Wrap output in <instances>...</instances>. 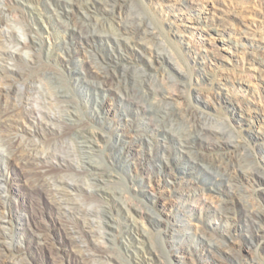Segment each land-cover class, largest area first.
Masks as SVG:
<instances>
[{
    "label": "rangeland",
    "instance_id": "obj_1",
    "mask_svg": "<svg viewBox=\"0 0 264 264\" xmlns=\"http://www.w3.org/2000/svg\"><path fill=\"white\" fill-rule=\"evenodd\" d=\"M56 1L29 0L7 11L16 17L13 28L28 40L19 47L23 60L4 65L13 86L35 81L53 102L69 101L72 121L97 134L91 157L108 177L103 190L92 191L91 204L103 206L113 219L104 244L111 257L105 264H264V231L259 241H252L250 229L237 218L245 205L264 215V0H116L115 14L95 0L71 17L54 14ZM121 13L152 33L147 42L154 55L126 43L123 51H114L101 37ZM75 25L95 32V40L81 44ZM76 55L122 79L176 82L177 100L171 107L161 110L140 102L167 135L130 127L148 121L146 112L135 113L118 96L88 95L77 84ZM193 124L221 129L236 146L209 149L196 141L181 147L177 135ZM30 131L25 137L33 142L51 138ZM137 134L145 136L136 139ZM229 159H239L256 180L238 181V192L218 182L207 193L213 201L233 197L236 220L219 225L217 216L208 215L199 223L201 234L177 240L179 226L170 219L181 214L171 206L181 196L179 185H203L207 174L220 175L217 164ZM6 160L0 163V264H75L63 253L68 248L63 223L44 196L30 192L22 167ZM181 203L200 216L197 197ZM207 240L220 244L216 256L205 252Z\"/></svg>",
    "mask_w": 264,
    "mask_h": 264
},
{
    "label": "bare ground",
    "instance_id": "obj_2",
    "mask_svg": "<svg viewBox=\"0 0 264 264\" xmlns=\"http://www.w3.org/2000/svg\"><path fill=\"white\" fill-rule=\"evenodd\" d=\"M99 1L105 10L116 13V0ZM27 2L29 0H0V163H5L8 158L15 160L27 174L30 192L44 196L49 210L63 223L62 238L68 241V248H65L63 253L68 262L105 264L111 257L108 247L104 244L113 219L103 206L91 204L95 200L92 191L103 190V184L108 177L106 170L91 157L92 144L97 140V134L84 124L72 121L69 101L57 99L53 102L51 96L43 93L35 81H29L20 87L13 86L12 75L7 72L9 67L4 65L9 62L16 64L23 60L19 47L21 43L25 44L28 37L22 30L13 28L16 17L9 15L7 11L13 9L16 4ZM94 3L95 0H58L57 9L55 7L53 12L58 15L59 11L62 15L71 17ZM118 17L119 19L110 25L109 32L101 36L111 44V48L121 52L124 43L132 50L141 45L150 55H154L153 48L149 47L147 42L152 33L122 13ZM64 28L67 30L69 25L64 24ZM73 28L76 31L74 36L81 44L95 40L96 33L85 26L75 25ZM75 59L78 61L76 72L80 78L77 84H80L88 95L111 93L139 114L146 112V108L140 104L143 100L160 107L161 110L171 107L177 100L176 82L163 78L157 85H152L137 76L122 79L118 72L86 57L76 55ZM116 84L119 85L118 88L114 87ZM147 114L146 112L145 117L148 121L143 125L131 124L130 127L143 130L145 134L165 137L168 133L166 128L157 125L154 118ZM125 126L120 125L121 129ZM30 130H39L44 137L51 136L52 139L33 142L25 137ZM144 136L137 134L136 139H142ZM176 139L181 147H188L196 141L209 149L236 146L232 140L226 138L221 129L205 124L189 126L178 134ZM217 165L222 173H208L203 185L193 187L188 182L179 185L181 196L172 199L171 206L176 213L181 214L172 215L170 219L179 226L177 240L201 234L199 223L208 215L217 216L219 225L228 226L231 221L236 220L237 208L233 197L213 201L207 192L218 182H225L228 190L238 192L235 186L238 181L253 182L256 180L255 173L245 170L239 159L221 161ZM192 197H197L201 205L198 218L191 213L193 210L188 207L189 204L181 203L182 200L188 201ZM192 217L198 220L194 223ZM237 218L240 226L244 224L250 229L252 241H259L264 231V215L254 206L245 205ZM2 219L4 218L0 214V222ZM34 234L39 239L42 237L36 232ZM219 249V243L207 240L206 253L214 255L217 251L219 253ZM216 259L219 260L217 257ZM14 261L15 264H22L20 260Z\"/></svg>",
    "mask_w": 264,
    "mask_h": 264
}]
</instances>
